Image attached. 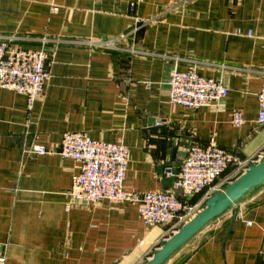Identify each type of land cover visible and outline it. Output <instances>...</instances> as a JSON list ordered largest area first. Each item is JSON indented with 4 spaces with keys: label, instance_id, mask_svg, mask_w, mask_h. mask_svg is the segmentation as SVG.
<instances>
[{
    "label": "crops",
    "instance_id": "0c3cea01",
    "mask_svg": "<svg viewBox=\"0 0 264 264\" xmlns=\"http://www.w3.org/2000/svg\"><path fill=\"white\" fill-rule=\"evenodd\" d=\"M0 35L46 50L51 74L32 109L0 90L5 264H146L183 224L147 226L135 202L75 203L79 166L59 154L65 132L127 145L125 190L136 193L172 190L164 168L178 170L194 143L214 140L249 164L264 157V0H0ZM173 69L219 79L229 93L214 106L175 105ZM240 174L231 166L211 194ZM209 192L185 200L200 211ZM164 264H264V184Z\"/></svg>",
    "mask_w": 264,
    "mask_h": 264
},
{
    "label": "built area",
    "instance_id": "2783aa9c",
    "mask_svg": "<svg viewBox=\"0 0 264 264\" xmlns=\"http://www.w3.org/2000/svg\"><path fill=\"white\" fill-rule=\"evenodd\" d=\"M48 59L49 55L43 48L27 49L17 44L12 36L0 35V90L25 95L28 108L32 109L36 100L44 95L51 78ZM228 93L229 88L221 80L203 77L194 70L173 69L170 73L169 98L175 105L191 109L214 106ZM258 101L259 123L264 124V87L258 94ZM232 123L237 127L245 123L241 110L233 113ZM47 152L43 146L33 148L35 154ZM59 154L72 158L79 166L71 191L75 203L94 205L103 200L135 202L147 226L169 224L175 220L187 222L199 206L188 203L186 198L208 191L210 195L216 189L217 180L231 166L244 173L250 165L218 146L214 140L206 146L194 143L188 148L178 170L172 166L164 168L166 175L175 178L172 190L136 193L125 190L130 149L124 143L94 140L84 133L68 131L63 134ZM5 260L0 256V264H5Z\"/></svg>",
    "mask_w": 264,
    "mask_h": 264
},
{
    "label": "water",
    "instance_id": "95a60500",
    "mask_svg": "<svg viewBox=\"0 0 264 264\" xmlns=\"http://www.w3.org/2000/svg\"><path fill=\"white\" fill-rule=\"evenodd\" d=\"M264 184V157L205 201L204 207L183 223L155 252L146 264H164L175 252L197 235L205 226L224 214L255 188Z\"/></svg>",
    "mask_w": 264,
    "mask_h": 264
},
{
    "label": "rangeland",
    "instance_id": "374dc122",
    "mask_svg": "<svg viewBox=\"0 0 264 264\" xmlns=\"http://www.w3.org/2000/svg\"><path fill=\"white\" fill-rule=\"evenodd\" d=\"M199 208H200V206H199ZM197 212H198V210H197ZM197 212H196V213H197ZM196 213H195V214H196Z\"/></svg>",
    "mask_w": 264,
    "mask_h": 264
}]
</instances>
